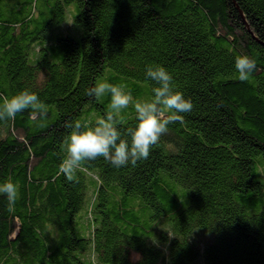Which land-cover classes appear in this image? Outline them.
Returning <instances> with one entry per match:
<instances>
[{
	"label": "trees",
	"instance_id": "16d2710c",
	"mask_svg": "<svg viewBox=\"0 0 264 264\" xmlns=\"http://www.w3.org/2000/svg\"><path fill=\"white\" fill-rule=\"evenodd\" d=\"M243 55L256 69L242 82ZM148 66L192 101L183 123L136 166L98 158L77 182L57 176L66 123L108 111L110 94L86 90L151 100ZM24 90L48 112L0 121V183L19 186L13 212L0 195V264H264V0H0V98ZM121 117L135 127L133 106Z\"/></svg>",
	"mask_w": 264,
	"mask_h": 264
},
{
	"label": "clouds",
	"instance_id": "9594fccd",
	"mask_svg": "<svg viewBox=\"0 0 264 264\" xmlns=\"http://www.w3.org/2000/svg\"><path fill=\"white\" fill-rule=\"evenodd\" d=\"M240 81H248L256 69V60L247 55L235 60ZM146 78L155 83L153 97L148 101H135L126 85L99 82L86 90V95L100 100L110 94L107 113L95 126L81 122L66 123L73 129L65 142L66 156L59 165L57 176L63 175L69 182H77V172L92 161L103 158L115 168L146 160L151 149L169 131V125L183 123V113L192 111L194 105L182 92L174 90L172 75L162 66H148ZM133 106L136 113L135 127L121 128V112ZM31 110L33 118L46 117L47 105L39 96L24 90L11 97L0 98V121L14 120L19 113ZM0 195L7 198V210L13 212L19 199V186L11 179L0 183ZM139 254H134L137 259Z\"/></svg>",
	"mask_w": 264,
	"mask_h": 264
},
{
	"label": "rangeland",
	"instance_id": "374dc122",
	"mask_svg": "<svg viewBox=\"0 0 264 264\" xmlns=\"http://www.w3.org/2000/svg\"><path fill=\"white\" fill-rule=\"evenodd\" d=\"M69 9H73L72 10V12H67L68 13V15L64 18V20H63V28H64V30L63 31H65V30H67L68 28H70L71 27V24H72V17L76 14V7H75V4H71L70 6H69ZM71 13H72V15H71ZM72 16V17H71ZM62 24H59V25H56V26H54L53 28H51V29H49V31H48V33H47V35L48 36H51V35H54V34H56L57 32H59V31H61V26H62ZM78 30L81 32V28H79L78 27ZM198 230H203V231H206V232H208L211 236H212V234H211V232L209 231V230H207V229H198ZM208 233H204V232H194L193 233V235H192V238L194 239V240H196V241H198L199 243H203V242H206L208 239H209V234ZM197 261L198 260H196V261H193V262H191L190 264H196L197 263ZM197 264H202V262L201 261H199Z\"/></svg>",
	"mask_w": 264,
	"mask_h": 264
}]
</instances>
